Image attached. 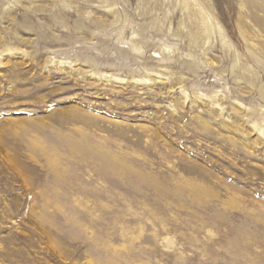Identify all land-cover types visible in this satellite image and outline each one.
<instances>
[{"label":"rangeland","instance_id":"1","mask_svg":"<svg viewBox=\"0 0 264 264\" xmlns=\"http://www.w3.org/2000/svg\"><path fill=\"white\" fill-rule=\"evenodd\" d=\"M254 1L0 0V264H264Z\"/></svg>","mask_w":264,"mask_h":264},{"label":"bare ground","instance_id":"2","mask_svg":"<svg viewBox=\"0 0 264 264\" xmlns=\"http://www.w3.org/2000/svg\"><path fill=\"white\" fill-rule=\"evenodd\" d=\"M250 4L253 5L254 7L261 8V5L257 3V1L250 0ZM264 5V4H263ZM133 81H137V79H133ZM140 81V80H139Z\"/></svg>","mask_w":264,"mask_h":264}]
</instances>
